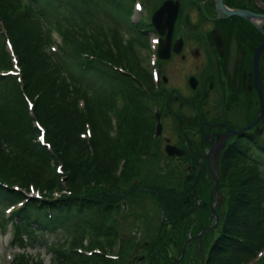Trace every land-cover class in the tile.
<instances>
[{"label": "trees", "instance_id": "trees-1", "mask_svg": "<svg viewBox=\"0 0 264 264\" xmlns=\"http://www.w3.org/2000/svg\"><path fill=\"white\" fill-rule=\"evenodd\" d=\"M53 2L0 0L4 6L0 20L13 53L0 50V203L23 201L12 213V230L19 241L30 240L32 233H50L56 227L81 222L75 249H53L50 262L126 264L125 253L118 259L98 244L84 249V236L87 229L95 236H112L107 217L136 180L144 193L154 194L171 225L194 208L183 202L186 187L147 190L136 173L142 168L136 162L139 154H152L145 92L136 89V82L149 86L150 75L115 37L113 44L100 32L89 38L82 26L63 27L67 22L63 16L62 22L49 19L47 5ZM89 2L97 8L96 0ZM17 6H22L20 11H15ZM115 48L119 59L113 55ZM90 56L95 60H88ZM121 66L127 74L117 71ZM90 75L106 79L102 90L88 87ZM112 116L116 120L113 136ZM35 122L44 128L49 148L35 141ZM258 157L248 160L234 148L224 157L219 169L223 183L225 179L231 182L229 207L205 264H244L264 249V155L259 152ZM30 186L39 191L38 198L27 197ZM159 191L175 196L170 207L162 204ZM189 229L179 228L175 233L182 236Z\"/></svg>", "mask_w": 264, "mask_h": 264}, {"label": "flooded vegetation", "instance_id": "flooded-vegetation-1", "mask_svg": "<svg viewBox=\"0 0 264 264\" xmlns=\"http://www.w3.org/2000/svg\"><path fill=\"white\" fill-rule=\"evenodd\" d=\"M166 1L172 4L163 5ZM221 2L225 11L235 14L218 9L217 0H144L143 23L132 20L135 34L128 41L115 36L129 52L130 47L136 48L133 54L139 61H151L150 85L145 89L151 92L152 135L159 142L167 126L181 144L177 147L170 142L183 151L176 157L190 162V197L183 202L198 203L200 187L207 185L209 212L204 220H196L200 234L192 241L198 245L204 235H211L213 226L211 173L217 178L219 164L223 165L233 148L251 158L248 160L258 159L256 143L264 140V46L255 55L264 44V3ZM238 10L255 17L246 18ZM140 49L142 54H138ZM254 79L259 81L261 112ZM189 207L193 205L189 203ZM198 210L200 213L201 207ZM209 214L210 224L205 223Z\"/></svg>", "mask_w": 264, "mask_h": 264}, {"label": "rangeland", "instance_id": "rangeland-1", "mask_svg": "<svg viewBox=\"0 0 264 264\" xmlns=\"http://www.w3.org/2000/svg\"><path fill=\"white\" fill-rule=\"evenodd\" d=\"M54 1L52 5H47V10H50L51 14L49 15V19L55 17L62 22L60 17L63 16L67 20L65 24H61L63 27L66 24H69L72 28L82 26L85 34H87L89 38H91L94 33L100 32L104 34L107 39L112 37L111 35L113 34L116 37L119 36V38L128 41V39L132 37L131 35L135 34V32H133V21L131 20L133 19L136 21V24L139 25L143 23L144 20V0H96L98 4L97 8H95L89 0H60L64 3L63 5L57 3L59 0ZM261 1L264 3V0ZM137 4L141 6L140 10L136 9ZM151 6L152 3L150 8ZM21 7L22 6L15 7V11H20ZM0 9L3 10L4 6L0 5ZM56 38H58V36H56ZM9 39L0 20V50L3 48L10 51V46L7 44ZM135 49L136 48L132 46L129 50L133 53L136 51ZM138 54H142L141 49ZM143 63L150 65L148 59L144 60ZM99 65L102 66L103 64L100 63ZM106 70L110 72L108 69ZM86 80L88 82V87L95 92L102 90L107 83L106 79L101 81L93 75H90ZM4 97L9 99L8 94H5ZM146 101L147 100H145V102ZM122 104V101L118 98L117 105L121 107ZM146 107L148 108L147 105ZM170 133V129L166 126L164 133L159 138V142L156 141L152 144V154L148 156L147 159L143 160L142 168L140 170L138 169L136 172L138 177L144 180L141 182L147 185V190L153 188L157 190L159 188L169 189L170 187L176 189V187L181 186L186 188L190 187L191 182L187 179V175L192 173L191 168L189 166L187 168V165L190 164L189 160H187L186 157L178 158L165 153L164 147L170 142L177 147H181V144L177 143L175 135L172 136ZM165 137H169L171 140L165 142ZM263 142V139H259L256 143L262 155H264ZM260 148H263V150ZM156 157L158 160L153 162ZM134 182L135 180H133V183ZM136 182L137 183L132 186V189L128 188L131 189L128 196L122 200L120 199L116 203L117 209L114 210L113 214L107 217L106 221L110 222V228H113L112 236L107 238L95 236L92 230L87 229L84 236L86 248L88 249L98 244L102 246L107 253L119 254L120 251H122L126 255L124 259V263L126 264H172L175 260L177 261L179 259L178 257L180 256L186 240L189 237H194V235L199 232L198 226L200 227V225L196 220L200 218L204 220V218L207 217L209 212L208 192L205 190L207 185L201 184V193H197L199 197V202L197 204L201 207V212L199 213V207L196 205L195 200H191L189 203L197 209L193 211L190 210L188 215L184 214V216H187L179 223L175 225L172 223L171 225L166 222L163 217L161 205H159L154 194L150 192L144 193V187L139 183L140 180H136ZM230 184L231 182L225 179L224 183L219 186L222 196L215 202V213L218 214L219 220H217V227L213 229L212 234H206L207 236L205 235L204 237L205 240L203 241V245L205 250L202 249L200 252L199 246H201V243L198 245L196 242L192 243L191 241L186 245L182 259L176 264H201V255L203 254V257L206 258L209 249L208 245L216 238L225 218V211L229 207ZM186 193L184 199L187 200L190 195L188 191ZM203 193H205V196L201 199ZM158 194L162 198V204L166 207H170L175 196L171 197L172 194L162 191H159ZM194 196L196 195L194 194ZM203 201L205 204L202 203ZM14 202L15 201L0 203V264H39L40 262L41 264H48L51 256L49 252L53 249L64 250V248H67V250H70L74 247V243L76 242L74 241V237L79 235L77 226H81V222H78L80 225L76 222V226L63 225V227H56L50 233H32L30 235L31 239L27 241H25L24 238H22L21 241L16 239V235L14 231L11 230L10 226V221L13 220V216H10V212L18 208L21 203L12 205ZM123 202H126L124 206H122ZM127 204H129V207ZM201 214L203 217L200 216ZM210 219L209 214L208 221ZM205 223L210 224V221H205ZM163 224H166V228H163L165 227ZM189 226H191L193 230L186 232L185 235L183 234V238V235L179 236L175 233L176 231L179 232V228L182 229L185 227L188 229ZM187 233L188 236H186ZM114 234L116 235L114 236ZM155 240L156 244L154 242ZM263 263L264 249L257 252L255 256H250L244 264Z\"/></svg>", "mask_w": 264, "mask_h": 264}, {"label": "water", "instance_id": "water-1", "mask_svg": "<svg viewBox=\"0 0 264 264\" xmlns=\"http://www.w3.org/2000/svg\"><path fill=\"white\" fill-rule=\"evenodd\" d=\"M169 2V6L172 4V2L171 1H166L163 5H165L166 3H168ZM217 7H218V9H220L221 11H224L226 14L227 13H229V14H235L233 11H225L226 9L224 8V6L222 5V2H221V0H217ZM225 9V10H224ZM237 12V14L239 13L240 15H242V16H244V17H246V18H254L255 16L253 15V13H251V12H246V11H243V10H238V11H236ZM158 13V12H157ZM157 13H156V15H157ZM156 15L153 17V20H154V18L156 17ZM263 19H264V16H263ZM264 46V44H261V46H259L258 47V49L256 50V52H255V55L256 56H258L259 55V52H260V50H261V47H263ZM254 81L256 82L255 83V85H256V92L258 93V98H259V103H261V107H260V112H261V110H262V99H261V92H260V89H259V81H258V79H254ZM168 142V141H167ZM164 150H165V152H166V154L167 155H176V156H179V155H181L182 154V150L181 149H177L175 146H173V145H171V144H167L166 146H165V148H164ZM215 172H213V173H211V176H212V179H213V183H214V189L216 190L217 189V183H218V180L216 179V177H215ZM211 213H213L214 214V210L212 209L211 210ZM190 240H191V238H189ZM189 241V240H188ZM186 245H187V242L184 244V246H183V249H182V251H181V253H180V256L178 257L179 259L177 260V261H175L173 264H176L177 262H179L181 259H182V256H183V254H184V251H185V249H186Z\"/></svg>", "mask_w": 264, "mask_h": 264}]
</instances>
